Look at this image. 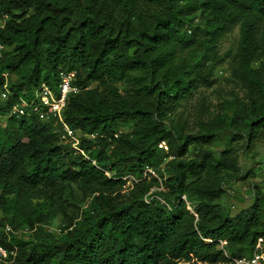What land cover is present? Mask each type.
Returning <instances> with one entry per match:
<instances>
[{"label":"trees","instance_id":"16d2710c","mask_svg":"<svg viewBox=\"0 0 264 264\" xmlns=\"http://www.w3.org/2000/svg\"><path fill=\"white\" fill-rule=\"evenodd\" d=\"M3 16L0 244L10 256L0 264H230L254 253L264 193L253 186V204L232 215L219 201L246 179L239 157L208 148L226 131L248 152L264 143V63L252 67L264 57V0H0ZM235 26L232 75L246 100L192 123L180 107L216 83L218 46ZM63 72L76 74L63 118L84 154L61 143V123L10 116L43 85L56 91ZM57 214L58 236L45 228Z\"/></svg>","mask_w":264,"mask_h":264},{"label":"rangeland","instance_id":"374dc122","mask_svg":"<svg viewBox=\"0 0 264 264\" xmlns=\"http://www.w3.org/2000/svg\"><path fill=\"white\" fill-rule=\"evenodd\" d=\"M240 37L241 32L239 26L233 27L230 32L225 34L218 46V63L215 65L213 72L216 83L210 88H202L193 96L188 104H183L180 107L181 113H183L185 117H190L192 123H198L204 126L207 123L222 118L224 115L231 116L234 112V108L238 106L239 103L246 100V88L232 75L233 64L239 51ZM263 63L264 57L258 56L252 67L254 69L260 68ZM95 86L96 85H93V87ZM7 119V116L0 115V121H4V124L7 122ZM51 120L54 119L45 120V122ZM53 129L54 133H59L62 144L70 145L72 148L77 146L81 150V139L78 132H75L74 135L76 140L72 137L63 139L64 127L54 123ZM233 137V131L223 132L221 138L208 149L214 153L216 158H220L222 151L232 148L239 157V163L246 179L226 184L225 188L227 193L223 199L219 201V203L226 207L232 215H236L241 210L253 204L254 197L251 191L253 186L256 185L260 187L264 193V143L257 144L253 151L248 152L242 150L243 142H233ZM197 152L198 147H191L188 158H193ZM148 173L152 176H156L152 170H148ZM108 175H111V173H108ZM129 185L130 183H128V186ZM193 205V203H188V209L192 212H194ZM0 217H5V214L1 211ZM64 225V219L61 215L57 214L49 220L45 228L48 232L58 236ZM11 231H13L11 227L10 231L6 228V232L9 233ZM14 233L18 234V236L24 240L31 239V233L27 230L19 229Z\"/></svg>","mask_w":264,"mask_h":264},{"label":"built area","instance_id":"2783aa9c","mask_svg":"<svg viewBox=\"0 0 264 264\" xmlns=\"http://www.w3.org/2000/svg\"><path fill=\"white\" fill-rule=\"evenodd\" d=\"M7 21L8 16L0 17V31L5 28ZM5 50L6 47L0 42V59L3 57ZM4 77L8 78V75L4 74ZM75 80V73H61L56 91L43 85L34 93L31 102L25 98H20V101L12 107L10 116L21 117L27 115L30 117L35 114L42 121L54 119L64 127V133L62 135L63 139H69L72 137L76 140L74 137L75 131L71 130L68 125L65 124L63 118L69 95L78 91L74 85ZM8 97L9 90L6 84L2 93V101H6ZM160 147L167 149L165 143H162ZM74 148L84 154V152L77 146H74ZM7 230L10 231V227H7ZM222 244L224 245L226 243ZM9 256L10 253L0 244V263L7 262ZM230 264H264V238L258 240L255 251L252 255L244 256L240 259H232Z\"/></svg>","mask_w":264,"mask_h":264}]
</instances>
